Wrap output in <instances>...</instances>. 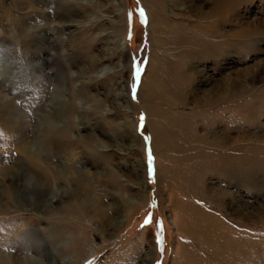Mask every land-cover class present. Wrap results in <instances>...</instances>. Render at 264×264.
<instances>
[{"label":"rangeland","instance_id":"rangeland-1","mask_svg":"<svg viewBox=\"0 0 264 264\" xmlns=\"http://www.w3.org/2000/svg\"><path fill=\"white\" fill-rule=\"evenodd\" d=\"M0 264H264V0H0Z\"/></svg>","mask_w":264,"mask_h":264},{"label":"snow or ice","instance_id":"snow-or-ice-1","mask_svg":"<svg viewBox=\"0 0 264 264\" xmlns=\"http://www.w3.org/2000/svg\"><path fill=\"white\" fill-rule=\"evenodd\" d=\"M141 15H143L142 10H141ZM137 75H138V72H137ZM149 159H151V158H149ZM149 223H151V213H149V215L145 217L144 224L141 225V227H144V226L148 225ZM157 225L159 226V222H157Z\"/></svg>","mask_w":264,"mask_h":264},{"label":"bare ground","instance_id":"bare-ground-1","mask_svg":"<svg viewBox=\"0 0 264 264\" xmlns=\"http://www.w3.org/2000/svg\"><path fill=\"white\" fill-rule=\"evenodd\" d=\"M185 3H186V2H185ZM189 3H190V2H189ZM221 4H222V3H221ZM221 4H219V5L217 6V8H216L217 10L219 9V7H221ZM190 5H191V3H190ZM199 7H200V6H197V5L195 6V8H197V9H199ZM192 10H193V9H192ZM157 25H158V24H157ZM197 29H198V28H197ZM200 30H202V29H200ZM203 31H204V30H203ZM22 150H23V149H22ZM22 195H23V194H22ZM10 262H12V261H10Z\"/></svg>","mask_w":264,"mask_h":264}]
</instances>
